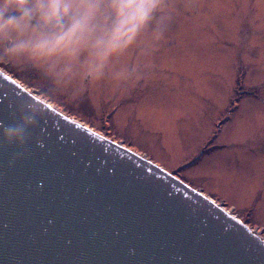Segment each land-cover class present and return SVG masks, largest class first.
<instances>
[{"label": "rangeland", "instance_id": "rangeland-1", "mask_svg": "<svg viewBox=\"0 0 264 264\" xmlns=\"http://www.w3.org/2000/svg\"><path fill=\"white\" fill-rule=\"evenodd\" d=\"M159 5L126 46L103 57L85 48L63 74L8 52L7 41L0 63L6 56L32 69L7 72L223 202L264 237V0Z\"/></svg>", "mask_w": 264, "mask_h": 264}, {"label": "water", "instance_id": "water-1", "mask_svg": "<svg viewBox=\"0 0 264 264\" xmlns=\"http://www.w3.org/2000/svg\"><path fill=\"white\" fill-rule=\"evenodd\" d=\"M0 264H264V237L0 66Z\"/></svg>", "mask_w": 264, "mask_h": 264}, {"label": "clouds", "instance_id": "clouds-1", "mask_svg": "<svg viewBox=\"0 0 264 264\" xmlns=\"http://www.w3.org/2000/svg\"><path fill=\"white\" fill-rule=\"evenodd\" d=\"M159 6V0H0V41L60 75L85 48L103 57L126 46ZM25 132L17 125L4 136L15 143Z\"/></svg>", "mask_w": 264, "mask_h": 264}, {"label": "flooded vegetation", "instance_id": "flooded-vegetation-1", "mask_svg": "<svg viewBox=\"0 0 264 264\" xmlns=\"http://www.w3.org/2000/svg\"><path fill=\"white\" fill-rule=\"evenodd\" d=\"M9 45H8V43H7V47H8ZM1 54H2V56H4L5 54H4V52H1ZM4 58V60H8V61H4V62H2L1 61V63H0V66H1V68L2 69H4V70H6V71H8V70H10V71H12V70H14V71H30V70H32V69H28V68H26V69H17L14 65H12V63H11V59L10 58H6V56H4L3 57ZM89 79H90V76H88L87 77V79H85V83L86 84H88L89 83ZM47 87V88H49L48 87V85L44 82V81H42V83H40V87ZM41 90H42V88H40ZM40 91V90H39ZM47 91V90H46ZM51 92V91H50ZM63 96V98L61 97V99L59 100L60 102H62L63 103V105H67L69 102H68V100L67 99H65V97H64V95H62ZM68 106V105H67ZM104 117L106 118L107 116H101V117H98V119H99V121L101 120V121H103V119H104ZM97 119V118H96ZM97 119V120H98ZM103 123V122H102Z\"/></svg>", "mask_w": 264, "mask_h": 264}, {"label": "snow or ice", "instance_id": "snow-or-ice-1", "mask_svg": "<svg viewBox=\"0 0 264 264\" xmlns=\"http://www.w3.org/2000/svg\"><path fill=\"white\" fill-rule=\"evenodd\" d=\"M46 169L44 168H41V167H38V166H33L30 170H29V174L31 176H35L37 177L36 179V183H37V186L39 187H42L43 186V183H44V180L41 176V173L45 172ZM54 221L53 220H49V223H53Z\"/></svg>", "mask_w": 264, "mask_h": 264}, {"label": "trees", "instance_id": "trees-1", "mask_svg": "<svg viewBox=\"0 0 264 264\" xmlns=\"http://www.w3.org/2000/svg\"><path fill=\"white\" fill-rule=\"evenodd\" d=\"M41 95L45 96L44 93H42ZM62 107H63V106H62ZM61 109L64 110V111H66L67 114H69V115L71 114V115L75 116L71 111L65 109V107H64V108H61ZM77 117H79L81 120H84V122H86L87 124H93L92 121H89V120H87V119H85V118H81L80 116H77Z\"/></svg>", "mask_w": 264, "mask_h": 264}]
</instances>
